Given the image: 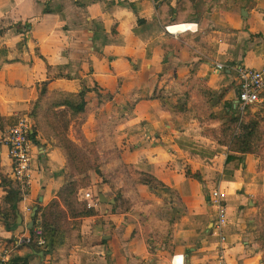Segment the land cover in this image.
Returning <instances> with one entry per match:
<instances>
[{"label":"crops","instance_id":"obj_1","mask_svg":"<svg viewBox=\"0 0 264 264\" xmlns=\"http://www.w3.org/2000/svg\"><path fill=\"white\" fill-rule=\"evenodd\" d=\"M20 29L30 32L25 45ZM0 32V48L15 61L0 69V141L31 113L41 84L50 92H86L91 112L81 130L71 128L75 142L99 140L108 171L118 164L109 142L122 143L123 164L163 184L139 187V197H126L135 209L119 214L112 207L123 180L113 190L91 173L93 188L85 190L95 197L96 186L97 197L114 204H100L85 220L89 231L69 264H213L209 197L216 187L228 214V263L264 264V139L240 155L204 134L223 116L248 122L254 115L264 127V104L241 117L235 73L209 75L215 63L264 68V0H0ZM161 92L183 112L167 110L156 99ZM32 170V211L25 213L0 145V247L17 240L13 252L29 230L13 236L3 214L14 206L9 193L26 227L37 203L46 207L70 181L59 150L38 139ZM147 209L171 225L166 242L145 223ZM18 256L24 264L53 260L39 245L24 246Z\"/></svg>","mask_w":264,"mask_h":264},{"label":"trees","instance_id":"obj_2","mask_svg":"<svg viewBox=\"0 0 264 264\" xmlns=\"http://www.w3.org/2000/svg\"><path fill=\"white\" fill-rule=\"evenodd\" d=\"M23 35L26 40L24 30L21 31V36ZM14 62L9 59L7 50L0 48V69L3 65ZM85 93H68L62 90L50 92L43 84L36 88V102L30 113L33 121L32 141L34 144L36 139L48 142L59 150L65 160L66 174L70 177V181L59 192L57 199L52 200L46 207L43 208L41 204L37 203L38 210L34 226L29 230L28 237L21 240V246L11 254L9 264H24L18 256V251L24 246L38 245L40 238L44 240V243L40 245V250L44 255L49 254L53 258L51 264H69L72 248L80 246L84 235L89 231L85 220L97 215L94 210L87 209L84 203L77 202L79 191L93 188L91 173L98 176L101 182L99 185H108L113 190H115V180L119 178L123 180L124 189L115 191L116 205L112 207L119 214H126L135 209V199L139 197V187L163 185L154 176L139 173L133 170L131 165L123 164L121 156L125 151V146L122 143L115 140L109 142L113 151L112 160L118 164L114 169L108 171L103 169L100 164L97 151L99 140H87L83 137L80 139V144H75L71 140L69 137L71 128L74 126L81 130L87 123L91 112V105L90 102H87ZM171 96L172 94L161 92L156 95V99L163 101L164 107L171 112H183L180 106H175L168 101ZM218 121L217 128L206 129L204 134L213 138L216 144L228 147L234 154H252L253 145L264 139V127L259 126V117L256 118L254 115L248 122H240L238 117L228 116H223ZM106 130L111 133L108 126ZM228 160L234 161L233 159ZM95 187L93 189L94 198L98 199L99 192L95 191ZM127 196L135 197L132 201L134 204H131L129 198H126ZM15 197L14 193H9L7 198L14 202ZM3 214L8 217L10 224L16 219L12 207ZM145 214L147 215L145 223L156 231L161 240L166 242V236L171 234V225L160 219H154L149 209ZM36 222L40 223L41 236L39 237L36 236L34 230L37 227ZM9 242L10 246H15L17 240L11 239Z\"/></svg>","mask_w":264,"mask_h":264},{"label":"built area","instance_id":"obj_3","mask_svg":"<svg viewBox=\"0 0 264 264\" xmlns=\"http://www.w3.org/2000/svg\"><path fill=\"white\" fill-rule=\"evenodd\" d=\"M229 69L236 74L237 92L241 117L246 109L264 104V68L253 70L243 67L240 63L228 68L224 64L215 63L209 70V75H216ZM201 78L198 77V80ZM33 121L30 114L20 118L6 132L0 145L6 148L12 166V178L17 191L19 201L22 203L23 211L30 213V190L32 188V159H33ZM78 201L86 205L89 210H96L100 204L91 192L83 190L78 193ZM209 205L214 212L213 228L217 236V243L210 255L213 264H229L226 259L227 239L224 229L227 226L228 214L224 203V195L219 188L211 191ZM36 235L41 236V229L38 227ZM41 239L38 245H42ZM12 246L0 247V264H8Z\"/></svg>","mask_w":264,"mask_h":264},{"label":"water","instance_id":"obj_4","mask_svg":"<svg viewBox=\"0 0 264 264\" xmlns=\"http://www.w3.org/2000/svg\"><path fill=\"white\" fill-rule=\"evenodd\" d=\"M98 202L101 205H103V204L113 205L114 204V201L113 202H108L102 195H99L98 196ZM17 203H18V199L15 198V200H14V206H13V211L15 213L16 219L13 222V224L10 226L11 227V230L13 231V236L16 237V238L19 237L20 235L24 234V232L26 230L32 229L33 224H34V218H35V215H36V212H37V208L35 207L34 210H33V212H32V214H31L30 225L25 227L24 224H23V221H22V217L19 214V210H18Z\"/></svg>","mask_w":264,"mask_h":264},{"label":"rangeland","instance_id":"obj_5","mask_svg":"<svg viewBox=\"0 0 264 264\" xmlns=\"http://www.w3.org/2000/svg\"><path fill=\"white\" fill-rule=\"evenodd\" d=\"M24 31L26 32V40L24 39V35L23 36H21L22 37V42H23V45H25L26 44V42L28 41V39H29V37H30V32L28 31L27 32V29H24ZM3 33V32H2ZM2 33L0 34V35H2ZM83 128V127H82ZM70 135H69V137L71 138V140L75 143V144H77L75 141L76 140H78V139H76V137H77V134L75 133V132H72V136H71V132L69 133ZM80 142H81V140H80ZM80 142H79V144H80ZM9 158V157H8ZM99 158H100V164L102 165V167L104 168V158L102 157V154L99 156ZM9 160H10V158H9ZM32 179H33V170H32ZM95 191H96V189H95ZM30 192H31V190H30ZM100 192V191H99ZM94 194H95V192H94Z\"/></svg>","mask_w":264,"mask_h":264}]
</instances>
